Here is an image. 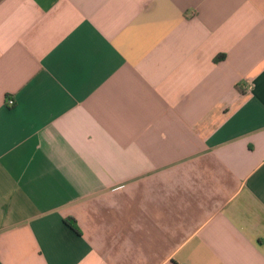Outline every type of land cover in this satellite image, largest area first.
<instances>
[{"label":"crops","instance_id":"crops-1","mask_svg":"<svg viewBox=\"0 0 264 264\" xmlns=\"http://www.w3.org/2000/svg\"><path fill=\"white\" fill-rule=\"evenodd\" d=\"M0 264H264V0H0Z\"/></svg>","mask_w":264,"mask_h":264},{"label":"trees","instance_id":"trees-1","mask_svg":"<svg viewBox=\"0 0 264 264\" xmlns=\"http://www.w3.org/2000/svg\"><path fill=\"white\" fill-rule=\"evenodd\" d=\"M66 222H67L70 226H72V227L74 228L73 221H71L70 219H67Z\"/></svg>","mask_w":264,"mask_h":264},{"label":"built area","instance_id":"built-area-1","mask_svg":"<svg viewBox=\"0 0 264 264\" xmlns=\"http://www.w3.org/2000/svg\"><path fill=\"white\" fill-rule=\"evenodd\" d=\"M7 103H8V104H12V103H13V99H8V100H7Z\"/></svg>","mask_w":264,"mask_h":264}]
</instances>
